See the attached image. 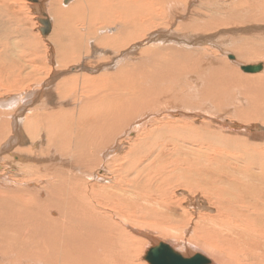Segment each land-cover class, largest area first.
Wrapping results in <instances>:
<instances>
[{
  "label": "bare ground",
  "instance_id": "obj_1",
  "mask_svg": "<svg viewBox=\"0 0 264 264\" xmlns=\"http://www.w3.org/2000/svg\"><path fill=\"white\" fill-rule=\"evenodd\" d=\"M94 1L84 3V0H78L77 3L64 5L62 0H55L50 4L56 20L52 36L60 67L80 60L88 39L95 40L101 32L95 23H99V18L117 26L116 36L99 37L97 40L115 50L138 44L147 37V32L165 25L163 20L168 16L180 19L179 23H174L177 30L186 27L193 31L196 28L209 31L211 25L210 29H213L224 24L245 25L264 21V0H231L232 8H243L240 13L226 10L218 5V0H205L200 4L201 0H195L198 6L194 8V0H100L97 4ZM188 5L196 10L189 11V14L198 15L197 11L202 9L210 12V21L200 23L198 19L201 16L189 18L186 15ZM25 8L21 0H0V76L7 70L9 53L12 54L13 50L10 47L16 41L13 40L10 46L9 41L16 36V31L9 33L8 20L18 21V25L22 26L19 15L26 16ZM181 9L186 14H181ZM250 9L255 13L249 12ZM114 12L119 15L113 16ZM212 12L225 18L214 17L211 20ZM170 26L167 25L168 28ZM29 31H25L22 37L34 36ZM22 37L17 39V50L20 52ZM82 44L83 48L77 51ZM174 46L154 45L143 51L148 52L145 56L160 55L164 63H155L153 59L159 57H152L148 63L150 72L146 70L143 75L135 71L146 61L135 62L133 68L137 67L134 72H129L132 88L121 90L117 85L121 80L113 81L111 85H117V88L102 92V99L96 95L85 99L79 106L83 107H78L76 113H68L61 108L45 113L51 124L43 122L47 121L43 113L36 112L33 116L40 125L37 122L31 124L28 116L25 117V128L34 137L40 130H46L47 143L37 151L33 148L34 143L28 148H16L25 136L21 130H14L18 135L12 137L16 140L13 143L11 139L8 150L15 149L14 154H10L12 160L15 158L19 162L8 170L0 163V171H3L0 179L6 177V181L14 183L0 186V264H137L135 252H141L146 246L143 237L151 240L149 231H156L168 242H158L145 251L143 259L147 264L150 262L145 257L151 253L150 249L158 248L159 253H165L167 257L168 250L172 248L176 251L174 245L176 248L183 247L188 254L194 248H200L212 256L214 264H264V138L214 133L207 122L196 126L163 116L170 111L166 103L178 106L174 108L178 110L176 113H181V109L213 113L229 109L239 100L243 101L245 110H238V104L235 111L222 112L245 123L258 120L264 123V74L243 77L235 68L230 69L228 75L223 65L217 69L198 66L202 71L200 80L203 81L198 89L194 79L189 82L183 79V75L185 71H192L187 69V62H195L196 70V62L199 64L203 59L198 61L194 55L196 52L187 55L184 47ZM254 53L257 57H264V47ZM18 55L15 56L18 58ZM14 64L17 65L16 62ZM24 65L26 69L28 66ZM120 73L124 75L123 70ZM236 76L242 80H237ZM53 77L56 73L52 74ZM173 77L178 80L180 77L185 83V86H179L182 89L175 90V94L172 93L174 85H170ZM142 82L148 86L140 91ZM3 83L0 79V85ZM66 84L67 80L62 87ZM244 84L249 87H244ZM234 87L240 89V95L230 101L224 95ZM145 91L150 93L148 98ZM37 94L31 95L32 99L26 98V101L31 100L30 105H34L32 100ZM42 99L37 106L32 105L33 109L41 111L48 108L45 107L47 98ZM5 100H0V106L8 107L3 105ZM122 104H129L132 108L120 107ZM203 105L209 107L206 109ZM5 116V112H0V120L4 121ZM75 116H78L77 124H73ZM90 116L94 118L87 119ZM198 117H201L200 114ZM16 119L17 115H14V124ZM84 119L88 120L87 124ZM135 119L144 123L135 127L137 134L123 153L114 141L125 124L130 121L132 126ZM208 122L211 123L212 119ZM52 125L58 138L62 139L60 142L49 139ZM218 125L222 126L223 122L219 121ZM6 128L0 124V142L9 129ZM77 137L85 138L83 150L77 148ZM73 138H76L75 143ZM112 141V149L122 154H113L107 161L104 152L108 151L107 146ZM47 156L50 159L44 158ZM92 177L102 181V184H92ZM186 203H203V207L196 209L191 205L192 208L187 209L184 208ZM174 215L178 216L173 219ZM196 255L201 257L200 264H212V260L204 254L193 256Z\"/></svg>",
  "mask_w": 264,
  "mask_h": 264
},
{
  "label": "rangeland",
  "instance_id": "obj_2",
  "mask_svg": "<svg viewBox=\"0 0 264 264\" xmlns=\"http://www.w3.org/2000/svg\"><path fill=\"white\" fill-rule=\"evenodd\" d=\"M98 1L100 0H95L94 2L97 4ZM202 1H205V0L199 1V4L202 3ZM218 1H219L218 5H220L221 7L224 6L226 10L229 9L230 11L232 12L235 11L236 13H240L244 11L242 10L243 8L241 9L238 8V10L232 8L231 6H233V4L231 0H218ZM21 2L22 4L24 3V6H26L27 8V9L25 8V15L27 17L26 16L23 17L19 15L22 19V22H21V24L23 23L22 26L18 25V21L8 20L9 33H11L12 31H16V36L13 37L11 41H9L10 46L13 40H16V41H13L14 44L12 43L13 45L10 47L13 49L12 50L13 55L9 53L8 63L6 64L7 70L4 71L2 76H0V79H2V81L4 82L2 85H0V100L7 99V101L6 100L4 101V105L8 106V107L0 106V112H5L7 115V117L5 116L4 121L0 120V124L5 125V127L9 128V129L6 128L7 129L6 135H4V139L0 142V152H3L2 155H0V163L4 164V169L6 168L5 170L14 168L15 164L19 162V161H16L15 158L13 159L14 161L12 160L11 154H14L13 150L15 151V149L11 150L10 152L8 150L9 145L12 142L14 143L15 142L14 140H16V138H12L14 135H18L17 132H15L16 130L17 131L21 130L25 136V139L22 142L20 141L18 144L16 143L17 144L16 148H20V147L28 148L31 145V143H34L33 148L35 151H37V149L41 148L40 147L41 145L44 147L47 143L46 142L47 141L46 130L44 129L40 130L38 132V135L34 137L33 134L29 133V131L25 128V123H26L25 117L28 116V119L31 120V124H35L36 122L38 124L39 120L33 116L34 114H36V112L43 113V118L47 120L43 122H48L49 124H51L52 121L49 120L47 116H45V113L47 112H51L53 110H59L61 108L65 112L68 111V113L71 112L73 114L74 112L76 113L79 108L83 107V106L79 107L80 104L83 103L85 99L90 98V96L94 97L96 95L100 99H102L100 96L102 95V92L104 91L109 92L117 88L118 87L117 85H120L121 90H124L126 88H132V82H131V77H130L129 72L130 71L134 72L135 68L137 67L136 66L135 68H133L134 65L136 64L135 62H139L140 60H145L146 61L145 65L141 66V68L137 69L135 72L138 74H143L146 72V70L147 72H150L148 68V63L150 62L153 56L152 57H150L149 55L145 56L146 54H148V52H143V51L147 50L148 48L154 47V45H157V47H161V46L165 47V46H170V45L171 46L175 45L174 47L177 46L178 48L184 47L185 50L188 51V52H185L187 55H189L191 52H196L194 53L195 58H197L198 61L199 60L201 61L202 59L203 60L199 62V64L198 62H196L197 63L196 70L194 69L195 64H193L195 62H187V65H186L187 69L189 70L192 69V71H190L191 73L188 71H185L184 72L185 75H183V79L184 80L188 79L189 82H191V80L194 79L193 81H196L195 83L198 89L200 88L199 86H202L203 84V81L200 80L202 71H199L198 66H201L202 68H207V67L212 66L211 68L215 67L217 69L218 67L223 65L226 68V72L228 75H229V70L235 68L239 71V73L243 77L244 76L255 77L257 75L264 74V70L258 74H247L241 70V66L256 65L260 63L264 64V57L262 58L257 57L258 55L257 54L255 55L254 53L255 51H259L260 47H261V50L264 47L263 46L264 45V21L263 23H256V24L248 23L245 25L244 24H238V25L224 24V25H221L213 29H210L212 27L211 25L209 27V31H204L202 29L199 30L197 28L196 30L193 31V30L187 29L186 27H182V29L177 30L176 25L174 23H179L180 19L178 21V19L176 20L174 16L173 17L171 16V18L170 16L166 17L165 18L166 21L163 20V23L165 22L166 26L165 25L158 26L155 31H151L150 33L147 32L148 33V35L146 34L147 37L146 38L144 37V39L138 41L139 42L138 44H133V45L129 44V46L127 45L124 48H121L120 50H117V49L115 50L111 46L100 44V42L98 43L97 40L99 37H102V38L107 37V36L114 37L118 33L116 31L118 29L117 26L110 24L106 19L103 20V18H99V23H97V21L95 23L101 29L100 31L102 32V34H99L101 33L99 32L95 40L94 39L90 40V38L88 39L87 41L88 43H86V47L84 48V50L82 49L83 54H81L82 56L78 62L68 64L64 67H60L59 62H58L59 60H58V51L56 48V43H55L54 37L52 36L54 34L56 20H55L54 14H52V6L50 4L52 2H55V0H38V2H33L32 0H21ZM62 2L64 5H68L74 2L77 3L78 0H62ZM85 2L87 3V0H84V3ZM192 2H195V6H193V8L198 6V5L196 6L197 2L195 0ZM188 8H190L189 5L188 7H186L187 14H186V11L184 12L183 9L179 10V12L181 14L184 13L187 16L189 15V18L191 17V18L197 19L198 16L199 17L201 16L200 19H198L200 23L206 22V20L210 21L211 16L209 17V15H211V13L208 12L207 10L202 9L200 11H197L198 15H194V14H189V11H192L193 9L191 8L188 9ZM244 9H247V6H244ZM209 10L211 11V9ZM216 10L220 11L219 9H216ZM193 11H196V10H193ZM249 12H251L252 14L255 13L251 9ZM115 15L118 16L119 13L115 14L114 12L113 16ZM186 15L185 17L187 18ZM212 16L213 17L211 20H213L214 17L220 20H223L222 18H225L224 15L219 14V13L214 14L213 12H212ZM41 19H45L50 23L49 31L45 35H43L41 31V29L44 28V26L40 22ZM172 20H173V24H172ZM161 22L162 20L159 21V23ZM167 25L168 26L171 25L172 27L170 26L168 28ZM20 26H21V29L19 28ZM67 28H69V26H67ZM26 29L30 30L29 32L33 34L34 36L27 35V38H23L22 35H25L24 34L25 31L26 32L28 31ZM62 29H63V25H62ZM57 30L58 29L56 28V33H57ZM60 31H61V28L59 27V32ZM153 36L154 37L158 36L159 39L158 38L156 39V37L153 38ZM20 37H22L20 41V43L22 42L20 46L21 52L20 50H17V45H19L17 44L18 43L17 39H19ZM150 37H152L151 40H149ZM147 39L149 41H147ZM29 42H31V44ZM140 44H143V45L140 46ZM81 48H83V44L78 46L77 51H80ZM77 53L79 54V52ZM14 54L15 55L19 54L18 58ZM230 56H235L236 60L229 59ZM154 57H157V58L159 57L158 59H153L155 63H164V61L162 62L160 55L159 56L156 55ZM199 57L200 59H198ZM187 60L190 61L189 59ZM14 62H16L17 65H15ZM24 63H26L28 66L26 67V69H24L25 67ZM31 65H32V68H31ZM121 70L124 71L123 76L120 75ZM53 73H56V77L51 78ZM186 73H188V76H186ZM174 75L175 73L173 74V76ZM116 76H119V78H116ZM173 78H174V81L171 82L170 85H174L173 87L174 91L172 90V93L175 94L176 93L175 90H177V88L182 89V86L181 87L179 86L181 84L185 86V83L183 82V80L181 81L180 77H179L180 81L178 80L177 77H173ZM118 79L121 81H119ZM239 79L240 78H238L237 80ZM66 80H67L66 86L64 85L65 87H62V84ZM122 80L125 82L124 84H122L123 82ZM240 80H242V78ZM83 81L85 82V84ZM113 81H117L118 82L117 85L112 86L111 83ZM10 83H12V85ZM141 84L142 85H141L140 91H142L145 87L148 86L144 82H142ZM43 86H46L45 87L46 89ZM252 86L253 85H251V87ZM244 87H249V85L244 84ZM97 90H99L98 91L99 93L97 92ZM48 91H49L48 96L45 97L46 96L45 94H47ZM80 91L82 93H80ZM152 91H154V87L152 88ZM23 93L25 95L24 97H21V98H23L24 100H21L19 96ZM35 93H42L43 94L42 98H45V99L47 98L46 99L47 103L45 104V107L48 106V108H46V110H41V111H39V109H33V107L37 106L36 104L41 103V101H43L42 98H39L37 103H34L33 107L31 105L27 107L25 110H22L21 108L24 105L23 102L27 100L26 97L31 98L32 96L30 95H33ZM145 93H146L145 97L150 96L149 91H145ZM225 94L226 95L224 96L228 100L230 99L231 101L234 99V97H237L240 95V89H236L234 87V88L228 89V92L226 91ZM11 99H14V101L11 102ZM167 104L168 106L166 108L170 111L169 113L165 112L163 116L168 115L170 119H180V120H183L189 123H193L196 126H201L205 122H207L208 125L212 129H214L213 130L214 133H218V132L229 133V134H235L240 137L254 135L255 136L254 138H258L256 136H261V139L264 138V123L260 122L259 120L254 121V122L245 123L244 121L239 120L236 116L233 117L231 114L229 116L228 114L223 113V112L229 113L231 112V109L232 111H235V108L238 109L237 108L238 106H236L238 104H239L238 110H241V111L245 110L246 108L244 109L243 101L237 100L236 103L232 106L233 108L231 107L229 109H223L222 110L223 112L219 110L213 113L209 112L208 110H206L208 112H205V110H200L201 112H193L191 110H184V109H181L182 111L181 113H176L178 110L174 108H177L178 106L176 107V105L174 104L175 105L174 107L173 105L169 103H166V105ZM204 106L206 107V109L209 107V106L207 107V105H203V107ZM120 107H126V109L132 108V106L131 105L129 106V104H122ZM188 107L190 106L188 105ZM7 108H10V109H7ZM72 108L73 109L75 108V109L73 110ZM171 110H175V111L173 112ZM195 111H198V110H195ZM198 114H200L201 117H198ZM14 115H17V119L15 120L17 122L15 124L13 121ZM77 117L78 116L73 117V119L75 118L74 119L75 122L73 124H77V120H78ZM93 118L94 116H90L87 119H93ZM87 119H84L85 124L88 123ZM209 119H212L211 123L208 122ZM136 120L138 121V119H135V121L132 122L135 124H132V126H131L130 121L126 123L123 129H127L128 126L130 125L128 128L129 130L127 129L124 132L122 129V132L120 131V135L117 136V139L114 141V144H118L119 147L123 149V153L128 150V146H129L128 143L130 142V140H133L137 134L135 127L137 128L138 125L140 124L142 125L144 123V122L138 123L139 121L137 122ZM219 121L223 122L222 126L218 125ZM118 123L119 122H117V124ZM38 125H40V123ZM43 125L45 127H48V125L46 124H43ZM226 125L227 126L229 125V127H226ZM18 126L20 129H18ZM252 126H258V128L254 127L255 129L253 131ZM36 131L37 130H35L34 133H36ZM50 132H51V136L49 137V139H51V141L58 139L60 142V140H62L61 138H58L57 131L53 125L51 126ZM130 132H133V133H130ZM11 139H12V142L9 143ZM75 139L76 138H73L74 143L76 141ZM77 141L79 142L77 144V148L80 150H83L82 144L86 143L85 138L77 137ZM112 143L113 141L111 142V144H108L107 146L108 151L104 152V154H107L105 157L106 160L108 158L111 159L113 157V154L114 155L122 154L121 152H118L112 149L113 147ZM2 148H6V150ZM227 149L229 150V148ZM29 155L31 156V158H33L31 153H29ZM44 158L50 159V156H47ZM109 159L107 161H110ZM0 174H3V171H0ZM91 182L92 184H102V181L97 180L96 177L94 178L92 177ZM7 184L12 185L14 183H12V181L10 182L9 180L6 181V177L5 179H0L1 187H7L8 186ZM132 199L134 200V198ZM191 205L193 206V208H196V209L203 207V203H186L184 208H187V209L189 207L192 208ZM177 216L178 215H174L172 216V218L177 217ZM148 234L151 237L152 241L144 237L142 238L147 243L141 252H138V251L135 252L134 259L137 260V264H147V262L143 258L145 255V251H147L149 247L156 245L158 242H163V241L168 242L167 239H164L163 237H161L158 233H156V231H149ZM173 247L176 249V251L182 253L186 257H190L195 254L202 253L204 254V256L212 260V264H214V260L212 256H210L209 254H207L200 248L198 249L194 248L192 253L188 254L186 253V251L183 250V247L176 248L175 245Z\"/></svg>",
  "mask_w": 264,
  "mask_h": 264
},
{
  "label": "water",
  "instance_id": "obj_3",
  "mask_svg": "<svg viewBox=\"0 0 264 264\" xmlns=\"http://www.w3.org/2000/svg\"><path fill=\"white\" fill-rule=\"evenodd\" d=\"M32 1L38 2V0H32ZM40 22L44 26V28H42L41 31L45 35L49 31L50 23L45 19H41ZM263 68H264V65L262 63H260L258 65H254V66H241L242 71L245 73H248V74L258 73V72L262 71ZM45 87L46 86H44V88ZM41 96H42V93H38L32 101H34V103H37L38 99ZM31 99H32V97H31ZM30 103H31V100L26 101V103H24V105L21 109L25 110L30 105ZM31 105H33V104H31ZM254 127L258 128V126H252L253 131L255 129ZM252 128H250V129H252ZM169 248H171V247H169ZM150 252L151 253L147 254L145 257L150 262L149 264H200V258H201L200 255L193 256L190 259H185L181 253H179L178 251L177 252L174 251L172 248L170 250H168V252H167L168 256L167 257L165 256L166 255L165 253H163V254L159 253L161 251H159L158 248H152V249H150ZM208 264H209V262H208Z\"/></svg>",
  "mask_w": 264,
  "mask_h": 264
}]
</instances>
